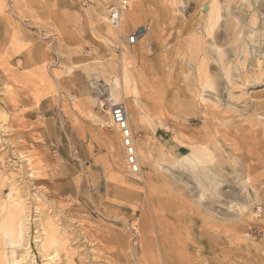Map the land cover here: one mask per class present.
<instances>
[{
	"label": "rangeland",
	"instance_id": "1",
	"mask_svg": "<svg viewBox=\"0 0 264 264\" xmlns=\"http://www.w3.org/2000/svg\"><path fill=\"white\" fill-rule=\"evenodd\" d=\"M131 1L121 45L116 0H0V264L12 190L38 264L39 238L52 264H264V0ZM119 104L151 170L128 173Z\"/></svg>",
	"mask_w": 264,
	"mask_h": 264
},
{
	"label": "bare ground",
	"instance_id": "2",
	"mask_svg": "<svg viewBox=\"0 0 264 264\" xmlns=\"http://www.w3.org/2000/svg\"><path fill=\"white\" fill-rule=\"evenodd\" d=\"M119 3H120V0H116V5ZM208 14L209 15L207 17V19H208L207 21L209 22V25H212L213 19H214L213 11H211ZM139 16L140 15L134 10V6L132 4V1L129 0V5L127 8L122 10L121 20H120L119 24L117 25V27H118L117 29L119 32V35L117 38H118L121 45H122V38H123L122 35H120L122 33L121 25L124 24L126 27L128 25L135 26L136 24H139V23L141 24L143 19L140 18ZM140 27H143V25H140ZM144 29H145V34L142 36V39H140L136 45H134V46L127 45L126 51H124L125 53L122 56V57H125V59L127 61H129L131 59H135L140 55H144L149 50V48L151 46V40H152V37L154 35L155 27H152V25H147V26H145ZM114 40H115V38H114ZM126 89L127 88L124 85V91L121 94L122 96H124V93L127 91ZM148 112H150V111H148ZM254 124L259 128L261 126L258 121H254ZM159 125L163 126L161 123H159ZM165 129H168V128H165ZM185 146H189L191 149V152H193V151L201 152V150H203L202 147H199L198 145H194V144H190V145L188 144ZM136 151H137V155L139 157L138 159L140 160V162H144V164H146L148 166V168H146V169L151 170L153 166H152V162H151L150 157L144 156L142 154V152L138 151L137 149H136ZM197 159L200 160L201 158L199 157ZM174 163H176V162H174ZM14 192H15V190H12V192L9 194V197H8L9 199L5 200L6 204L13 206L15 213L11 212V213H14V216H13L12 226L10 227V229L6 226L9 229L6 232H7V235L9 238V244L11 247L10 256H8L7 258L5 257L6 255L5 256L3 255V256L5 258L6 264H38L36 261L35 255H33L31 253V247L29 245V240L27 239L28 238L27 237L28 229H29L28 228L29 220H28V215L26 214L27 213L26 207H25L26 203L21 201V200L17 201L13 196ZM3 202L0 201V206H2L4 204ZM49 226H50V224H49ZM51 232H52V234L48 233V237H47L48 243L51 245L52 244H58V242H60L63 238L60 239L61 237L59 236V232L56 231L55 229L52 228ZM244 236H246V235H244ZM36 243H38V245L41 248L39 252H40V257L43 259L42 261L44 262V264H52V262H50V261H52L54 259V256H50L46 253V251H45L46 247H45V244H43V240L39 238L38 240H36ZM140 261H141V259H140Z\"/></svg>",
	"mask_w": 264,
	"mask_h": 264
},
{
	"label": "built area",
	"instance_id": "3",
	"mask_svg": "<svg viewBox=\"0 0 264 264\" xmlns=\"http://www.w3.org/2000/svg\"><path fill=\"white\" fill-rule=\"evenodd\" d=\"M129 5V0H120L117 5H112L108 8V21L112 26H117L121 20V12ZM138 42L137 34H131L126 38V43L129 46H134ZM113 123L117 126L121 133L124 153L127 160L128 173L136 175L140 172L138 163L137 151L134 142L132 129L130 128L128 114L125 105L119 104L110 107Z\"/></svg>",
	"mask_w": 264,
	"mask_h": 264
},
{
	"label": "crops",
	"instance_id": "4",
	"mask_svg": "<svg viewBox=\"0 0 264 264\" xmlns=\"http://www.w3.org/2000/svg\"><path fill=\"white\" fill-rule=\"evenodd\" d=\"M18 59L20 60V62H24V63H28L29 65H31L32 63L29 61V59H28V57H26V56H21V57H18ZM41 59V58H40ZM15 60H17V58L15 59ZM48 111H50V108H45V109H43V111L41 112V113H43V114H46ZM55 112L53 113V116H50V117H48V119H52V120H54V118H56V116H55ZM132 127H133V132H134V134L135 135H138L137 134V127H136V125L135 124H132ZM140 129L142 130V132H143V134L145 135V132H144V130L141 128V126H140ZM56 137H58V136H56ZM60 138H62V135H60L59 136Z\"/></svg>",
	"mask_w": 264,
	"mask_h": 264
}]
</instances>
